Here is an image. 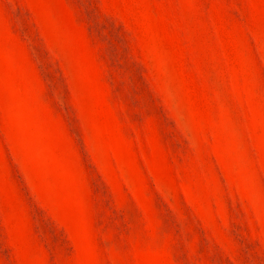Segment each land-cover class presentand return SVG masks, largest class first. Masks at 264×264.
<instances>
[{
	"label": "rangeland",
	"instance_id": "obj_1",
	"mask_svg": "<svg viewBox=\"0 0 264 264\" xmlns=\"http://www.w3.org/2000/svg\"><path fill=\"white\" fill-rule=\"evenodd\" d=\"M0 264H264V0H0Z\"/></svg>",
	"mask_w": 264,
	"mask_h": 264
}]
</instances>
